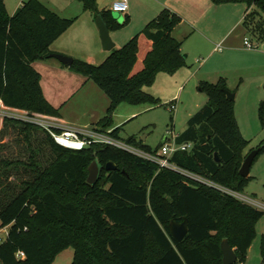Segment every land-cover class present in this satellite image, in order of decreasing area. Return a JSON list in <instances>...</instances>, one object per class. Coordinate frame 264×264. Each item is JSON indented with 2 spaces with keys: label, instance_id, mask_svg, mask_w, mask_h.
Here are the masks:
<instances>
[{
  "label": "trees",
  "instance_id": "obj_1",
  "mask_svg": "<svg viewBox=\"0 0 264 264\" xmlns=\"http://www.w3.org/2000/svg\"><path fill=\"white\" fill-rule=\"evenodd\" d=\"M78 1L85 10L102 14L110 30L121 26L114 12L100 10L96 0ZM213 1H244L249 8L255 5L264 12V0ZM254 11L247 28L264 40V28L256 23ZM181 21L180 15L165 8L102 63L75 59L70 67L87 73L111 98L109 113L98 124L110 127L112 113L123 102L158 103L145 88L160 71H175L185 64L183 41L174 36ZM72 22L42 0H25L13 15L7 12L5 0H0V102L60 116L59 109L46 98L33 62L50 58L54 41ZM227 88L224 77L201 84L209 100L176 137L179 144L192 142L193 148L177 151L172 161L243 191L251 178L240 174L250 141L241 133L235 99L228 97ZM261 114L264 122V103ZM12 122L28 130L40 129ZM119 130L113 129L112 135L120 138ZM46 135L57 154L48 166L39 167L36 153L30 165L3 161L7 169L24 164L32 174L21 179L20 190L8 201L0 202V225L10 226L7 240L0 243L2 264H54L69 247L75 251L71 264H223L221 244L225 238L238 254L235 264H245L262 210L118 147L96 143L72 150ZM128 142L153 150L133 137ZM260 147L264 150V145ZM94 160L103 165L113 161L120 169L107 171L104 167L99 181L90 184L89 167ZM186 217L189 233L177 241L170 222ZM21 251L24 257L18 256Z\"/></svg>",
  "mask_w": 264,
  "mask_h": 264
},
{
  "label": "rangeland",
  "instance_id": "obj_2",
  "mask_svg": "<svg viewBox=\"0 0 264 264\" xmlns=\"http://www.w3.org/2000/svg\"><path fill=\"white\" fill-rule=\"evenodd\" d=\"M42 1L60 16L73 19L72 24L57 39L69 42L67 45L74 51L76 15L78 14L84 21V15L94 12L85 10L82 2L78 0ZM230 3L244 5L243 14L248 7L244 1ZM8 5L10 6L9 2ZM9 6H7V12L13 15L17 9L10 10ZM253 11L256 12V23L264 28V12L260 11L258 6L253 5L228 41L222 45V51L217 52L209 62L206 56L208 47L201 44L206 39L200 31L209 35L212 32V36L215 34L217 36L219 31L213 33L204 26L194 24L191 18H182L176 27L175 36L185 38L182 43L185 64L175 71H160L155 81L145 88L158 99V103L123 102L112 113L110 127L97 125V122L108 115L111 98L87 73L72 69L57 58L37 59L34 61L36 63L34 68L41 74V84L46 98L59 109L60 116L68 125L81 129L94 127L104 133L111 132V134L112 129L120 127L121 140L128 141L133 137L137 141H144L152 149L160 148L166 142V138H173L174 135L183 132L191 116L209 100V95L201 89V84L204 81L216 83L224 77L227 80V89L236 94L235 115L242 135L250 141L246 149L247 153L252 148L256 149L264 145V122L261 114V107L264 103V40H260L254 29L249 32L247 28L246 22L253 16ZM113 12L116 13L119 18L118 22L121 24L120 27L111 30V35L118 47L132 36L130 34H135L145 28V25L139 23L138 20L127 19L125 13ZM208 15H211L210 9ZM208 15L204 18L205 20L208 19ZM211 17L222 25L224 33L230 24L229 20L224 19V23L222 20L220 22L221 16L218 10H215ZM80 32L84 34L82 30ZM98 33L100 35L99 29ZM119 34L121 38L116 40L115 36ZM246 34L253 43V49L245 45ZM233 44H237L244 50L231 49ZM102 51L99 52L95 61H86L93 64L102 63L108 57V53ZM103 53L106 54L103 55ZM68 56L74 57L72 54ZM206 62H208L207 66H203ZM38 63L42 65L38 67ZM53 64L57 66H51ZM173 104L177 108H172ZM33 153H36V159L41 168L48 166L57 157L43 130H28L25 125L14 123L12 120H0V202L8 201L20 190L21 179L32 174V170L24 164L16 166L18 168L14 164L7 169L3 161H20L30 165ZM250 176L249 182L240 193L248 199H253L255 203L253 206L264 212V150L256 156ZM3 234L5 236V233ZM263 248L264 214L256 223V236L248 250L245 264H262ZM74 253L73 247L67 248L57 256L54 264H71Z\"/></svg>",
  "mask_w": 264,
  "mask_h": 264
},
{
  "label": "crops",
  "instance_id": "obj_3",
  "mask_svg": "<svg viewBox=\"0 0 264 264\" xmlns=\"http://www.w3.org/2000/svg\"><path fill=\"white\" fill-rule=\"evenodd\" d=\"M24 1L25 0H5L6 6H9L8 2L10 3L9 6L10 10L18 9L24 3ZM96 1L98 3V8L100 10H103V9H111V5L114 0H96ZM129 4H130L129 10L127 12H124L127 19L131 18L130 20H136V21L138 20L139 23H142V25L145 26L148 22H150L152 19L157 17L163 9L168 8L171 11L180 15L184 19L191 18L194 24L204 26L208 28L209 31H213V33H216V31L218 30L219 34H217V36L216 34L215 36H212V32H210L209 35L206 32L200 31L201 32L200 34H203L206 39V41L201 42V44L207 45L208 47V53L206 55L208 58V62L216 55L217 52H219L222 49V45L228 41L233 31H235L238 28L242 19L245 17V15H247L250 9H252V7L251 8L247 7V9L243 14L242 9L243 7H245L244 5H239V3L217 4L214 3L213 0H129ZM209 9L211 15L215 10H218L219 16H221L220 22L222 20V22L224 23V19L229 20L230 24L228 25V28L225 30L224 33L222 32V25L219 24L216 20L212 19L211 15H208ZM88 14L89 15L83 16L85 18L84 21L81 20L78 14L76 15V19L74 20V51L69 47V45H67L69 44V42H62L60 41L59 38L55 40L54 44L52 45V51L54 53H62V54L64 53L65 55L72 54L74 55V59L77 58L80 60H90V61H95L99 56V52H101V50L106 51L108 53V56L110 55L112 50L109 51L104 49V47L102 48L103 46L102 37H101V33L100 35L98 33L99 27L96 22L97 15L95 13H88ZM114 15L117 18L116 13H114ZM207 15H208V19L205 20L204 18ZM117 20H119V18H117ZM80 30H82L84 34H82ZM137 33L130 34L132 36H130L129 39L127 38L128 40H125L126 41L125 43H127ZM175 33H176V29L174 31V36ZM246 37H248V35ZM120 38H121L120 34L117 35V37L115 36L116 40ZM177 39L185 41V38H177ZM115 43H116L115 48L116 47L119 48L117 46L118 44L116 41ZM89 44L91 46H87ZM88 48H90V50H88ZM231 49L244 50L238 47L237 44H233ZM105 54L106 53H103V55ZM208 62L204 63L203 66H207ZM35 64L36 63L34 62L33 66ZM41 65H42L41 63L40 64L38 63V67H40ZM51 66L56 67L57 65L53 64ZM248 153L249 152L247 151V154Z\"/></svg>",
  "mask_w": 264,
  "mask_h": 264
},
{
  "label": "built area",
  "instance_id": "obj_4",
  "mask_svg": "<svg viewBox=\"0 0 264 264\" xmlns=\"http://www.w3.org/2000/svg\"><path fill=\"white\" fill-rule=\"evenodd\" d=\"M129 8V0H114L111 5V10L115 12L124 13L127 12ZM245 45L248 48H254L249 37L245 38ZM172 108H177V106L173 104ZM6 119L35 125L50 135L56 143L68 149L81 150L96 143H103L118 147L134 155H137L146 161L157 164L160 169L167 168L178 171L200 183H203L205 186L219 190L222 193L235 197L242 202L248 203L252 206L255 204L253 199H248L242 195L240 191L220 184L203 175L184 169L173 162L172 157L177 151H190L193 148L192 142L179 144L176 141L177 135H174L173 138H167L166 142L163 143L159 149H153L152 151H149L142 147L131 144L128 141H123L120 138L113 136L111 132L104 133L95 129L94 127L91 129H81L77 126L68 125L60 116L44 114L24 108L11 107L1 101L0 120ZM9 230V225H0V243H3L7 240ZM3 233H5V236ZM18 256L24 257L25 253L21 251L18 253ZM0 264L2 263L0 262Z\"/></svg>",
  "mask_w": 264,
  "mask_h": 264
},
{
  "label": "water",
  "instance_id": "obj_5",
  "mask_svg": "<svg viewBox=\"0 0 264 264\" xmlns=\"http://www.w3.org/2000/svg\"><path fill=\"white\" fill-rule=\"evenodd\" d=\"M96 22L100 29L104 49L109 51L113 50L116 46V43L111 35V30L102 14L97 15ZM49 57L57 58L62 63L69 66L73 65L75 61L74 57L62 53L53 52L49 55ZM225 91L230 99L236 98V94L234 92L230 91L229 89H226ZM261 149V147H258L256 149H253L246 155L240 169V174L242 176H250L252 164L256 156L260 153ZM215 156L216 160L220 161L218 152L215 153ZM104 167L107 171L120 169L119 165L113 161H109L108 163L103 165L102 163H100L99 160H94L89 167L88 182L90 184L94 185L99 181ZM123 172L127 173L125 169L123 170ZM169 226L171 234L177 241H182L189 233V220L187 217L183 221L172 220ZM221 247L224 254L223 264H235L238 262V254L236 250L232 247L228 238L223 239Z\"/></svg>",
  "mask_w": 264,
  "mask_h": 264
}]
</instances>
